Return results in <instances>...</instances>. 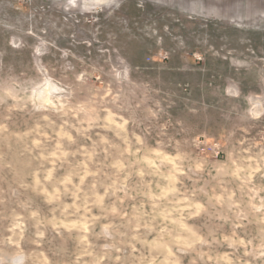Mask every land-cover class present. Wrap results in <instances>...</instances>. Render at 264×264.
<instances>
[{
  "label": "rangeland",
  "instance_id": "rangeland-1",
  "mask_svg": "<svg viewBox=\"0 0 264 264\" xmlns=\"http://www.w3.org/2000/svg\"><path fill=\"white\" fill-rule=\"evenodd\" d=\"M0 264H264V0H0Z\"/></svg>",
  "mask_w": 264,
  "mask_h": 264
}]
</instances>
